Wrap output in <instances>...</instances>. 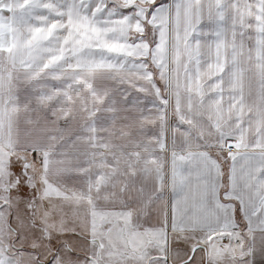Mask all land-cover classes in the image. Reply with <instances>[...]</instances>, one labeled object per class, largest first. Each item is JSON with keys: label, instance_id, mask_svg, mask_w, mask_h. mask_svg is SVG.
Listing matches in <instances>:
<instances>
[{"label": "snow or ice", "instance_id": "snow-or-ice-1", "mask_svg": "<svg viewBox=\"0 0 264 264\" xmlns=\"http://www.w3.org/2000/svg\"><path fill=\"white\" fill-rule=\"evenodd\" d=\"M0 264H264V0H0Z\"/></svg>", "mask_w": 264, "mask_h": 264}]
</instances>
